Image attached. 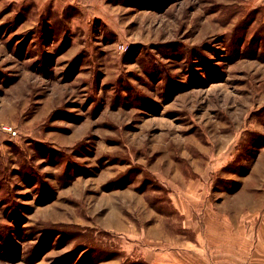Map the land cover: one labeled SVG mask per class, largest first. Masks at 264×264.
Listing matches in <instances>:
<instances>
[{"label":"rangeland","instance_id":"obj_1","mask_svg":"<svg viewBox=\"0 0 264 264\" xmlns=\"http://www.w3.org/2000/svg\"><path fill=\"white\" fill-rule=\"evenodd\" d=\"M222 215L263 261L264 0H0V264H151Z\"/></svg>","mask_w":264,"mask_h":264},{"label":"crops","instance_id":"obj_2","mask_svg":"<svg viewBox=\"0 0 264 264\" xmlns=\"http://www.w3.org/2000/svg\"><path fill=\"white\" fill-rule=\"evenodd\" d=\"M222 216L217 221L209 217L205 225L207 231L195 223L192 240H187L185 236L178 247L172 243L171 234L167 231L162 232L163 236H158L147 229L145 239L150 251L146 260L151 264H264L261 259L249 263L243 233L239 228L235 233L228 225L229 218Z\"/></svg>","mask_w":264,"mask_h":264},{"label":"built area","instance_id":"obj_3","mask_svg":"<svg viewBox=\"0 0 264 264\" xmlns=\"http://www.w3.org/2000/svg\"><path fill=\"white\" fill-rule=\"evenodd\" d=\"M3 129L7 130L9 133H15V130L12 126L4 125Z\"/></svg>","mask_w":264,"mask_h":264},{"label":"bare ground","instance_id":"obj_4","mask_svg":"<svg viewBox=\"0 0 264 264\" xmlns=\"http://www.w3.org/2000/svg\"><path fill=\"white\" fill-rule=\"evenodd\" d=\"M251 227V226H250ZM262 236V235H261ZM262 241V240H261ZM263 242V241H262ZM264 246V245H263Z\"/></svg>","mask_w":264,"mask_h":264}]
</instances>
